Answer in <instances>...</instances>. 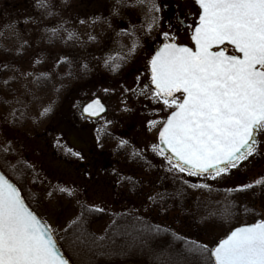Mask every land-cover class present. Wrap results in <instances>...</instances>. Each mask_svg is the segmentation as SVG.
<instances>
[{
	"label": "rangeland",
	"instance_id": "1",
	"mask_svg": "<svg viewBox=\"0 0 264 264\" xmlns=\"http://www.w3.org/2000/svg\"><path fill=\"white\" fill-rule=\"evenodd\" d=\"M47 2L48 8L40 6L41 0H0L2 170L14 181L26 173L22 191L57 237L83 207H102L106 214L158 218L214 247L233 228L228 222L208 226L201 222L195 232L193 220L177 217L175 211L161 217L147 211L154 206L147 197L159 198L157 193L167 190L162 183L166 187L173 175L166 171L159 149L152 148L158 145L160 126L149 130L148 122L166 119L171 110L151 99L149 61L166 42L163 32L176 33L177 43L188 40L186 33L170 25L162 0H155L158 12L150 11L151 0ZM152 16L160 19L150 30ZM95 97L108 111L98 118L84 116L83 105ZM261 140L264 149V137ZM7 146L11 151L5 154L2 149ZM4 160L17 165L15 175L4 167ZM250 161L215 180L182 174L177 181H188L186 186L197 198L229 202L223 192L264 175V155ZM204 183L211 191L191 187ZM233 197L230 207L246 203L255 209L253 221L264 219L263 201L256 202L251 195ZM239 217L238 225L253 222ZM109 221H98L94 230L103 232Z\"/></svg>",
	"mask_w": 264,
	"mask_h": 264
},
{
	"label": "snow or ice",
	"instance_id": "2",
	"mask_svg": "<svg viewBox=\"0 0 264 264\" xmlns=\"http://www.w3.org/2000/svg\"><path fill=\"white\" fill-rule=\"evenodd\" d=\"M194 3L200 6L199 22L191 36L195 50L177 43L176 33L165 31L166 42L149 61L154 86L151 99L171 110L166 119L148 122L149 130L159 124V139L163 145H152V148L154 151L159 148L167 161L166 171L173 174V180H182V174L215 180L240 168L244 162H251L250 158L264 155L261 148V137H264V0H194ZM40 6L50 7L47 0H41ZM150 11H159L155 0H151ZM159 19L152 16L150 30ZM183 23L178 19V24ZM56 32L53 29L54 35ZM225 42L233 46V54H226ZM214 45L216 51H212ZM221 45L224 47H219ZM89 108L91 105L85 112ZM2 151L7 154L11 147H4ZM3 165L16 174L17 165L8 160H4ZM25 175L22 171L14 182L0 170V264H68L58 247L55 232L30 207L22 193ZM191 187L211 191L207 183ZM256 187H264V175L226 191L246 192ZM157 196L163 199L161 194ZM147 200L157 203L153 196ZM89 210L105 211L102 207ZM147 211H167V208L161 206ZM136 219L143 225L136 230L141 244L146 245L148 238L168 231L143 217ZM76 223L74 220L73 224ZM177 239H183L188 245V253L202 257L205 262L264 264V219L235 228L211 248L206 243L179 236Z\"/></svg>",
	"mask_w": 264,
	"mask_h": 264
},
{
	"label": "trees",
	"instance_id": "3",
	"mask_svg": "<svg viewBox=\"0 0 264 264\" xmlns=\"http://www.w3.org/2000/svg\"><path fill=\"white\" fill-rule=\"evenodd\" d=\"M161 188H167L161 194L163 199L161 200L159 196L157 203L152 208L156 209L161 206L167 208V211L158 212L159 217L163 212V214L168 215L170 212L175 211L177 217L183 215L193 220L195 232L200 230L202 225L221 224L224 221L233 227L237 226V220L240 218L239 214L244 215L248 222L253 221L254 215L252 213L255 211L253 207L246 203L238 205L239 207H230L232 206L230 203H235L234 195L243 198L251 195L256 202L263 201L264 203V187H256L246 192H223L225 199L229 197V200H231L229 202L228 199L223 202L214 198L204 199L200 196L197 198L190 187H187L183 182L173 180L171 177L167 182V186L165 187L163 182ZM28 202L33 207L29 200ZM231 208H234V210ZM89 209L93 208L83 207L76 219L78 223H72L61 236H58L65 253L74 264H125L130 262L141 264H212V261L205 262L202 257H196L188 253V245L183 239H177V236L199 243L202 242L195 238L186 237L185 234L177 231L172 225L162 224L157 220L158 218L131 212L106 214L105 212L99 213ZM229 210H231L230 215L228 214ZM137 217H143L145 221L153 225L160 224L162 228H166L168 231L148 238L146 245L141 244L137 239L138 233L136 230L143 225L137 221ZM105 218L110 220L106 228L101 233L96 232L94 224ZM113 221H115V224H113ZM201 222L203 224L199 225ZM196 235L202 237L199 234ZM101 237H104V239H100Z\"/></svg>",
	"mask_w": 264,
	"mask_h": 264
},
{
	"label": "flooded vegetation",
	"instance_id": "4",
	"mask_svg": "<svg viewBox=\"0 0 264 264\" xmlns=\"http://www.w3.org/2000/svg\"><path fill=\"white\" fill-rule=\"evenodd\" d=\"M162 6L165 14L170 19V25L179 27L188 40L179 42L185 45H192V33L195 30L196 24L199 22V9L200 6L194 3V0H162ZM178 19L183 20V24H178ZM191 26V27H189ZM227 53L233 54V48L227 46ZM180 93H178L179 95Z\"/></svg>",
	"mask_w": 264,
	"mask_h": 264
},
{
	"label": "water",
	"instance_id": "5",
	"mask_svg": "<svg viewBox=\"0 0 264 264\" xmlns=\"http://www.w3.org/2000/svg\"><path fill=\"white\" fill-rule=\"evenodd\" d=\"M194 32V31H193ZM226 45H230V44H227V42H225ZM193 44H194V41H193ZM185 45V44H184ZM187 46V45H186ZM232 46V45H230ZM190 47V46H188ZM219 47H224V45H221ZM233 47V46H232ZM194 50H195V44H194V47H192ZM217 49V46L214 45L213 48H212V51H216ZM227 54V53H226ZM227 55H231V54H227ZM154 87V86H153ZM91 105V108H89V111L88 112H85V108L87 106ZM108 111V106L99 98V97H96V98H92L91 100L87 101L83 107H82V113L84 116L86 117H89V118H98L102 115H104L106 112ZM158 145H160V147H163V145H161V142H160V139H159V135H158ZM0 170H2L0 168ZM31 207V206H30ZM34 210V209H33ZM35 211V210H34ZM37 214L41 217V215L37 212ZM42 218V217H41ZM43 219V218H42ZM44 220V219H43ZM258 220H261V218H258L256 219L254 222H250V223H244V224H241V225H238L236 226L235 228L237 227H244L246 225H249V224H253V223H256ZM45 221V220H44ZM46 223H48L47 221H45ZM49 224V223H48ZM50 225V224H49ZM51 226V225H50ZM52 228V227H51ZM235 228H233L231 231H233ZM53 229V228H52ZM54 231V230H53ZM230 231V232H231ZM55 232V231H54ZM230 232L228 234H230ZM227 234V235H228ZM55 236H56V239H57V242H58V247L61 249V252L63 253V256L64 258L68 261V264H74L70 258L67 256V254L65 253V251L63 250L62 246H61V243L55 233ZM226 238V237H224ZM223 238V239H224ZM215 247V246H214Z\"/></svg>",
	"mask_w": 264,
	"mask_h": 264
}]
</instances>
